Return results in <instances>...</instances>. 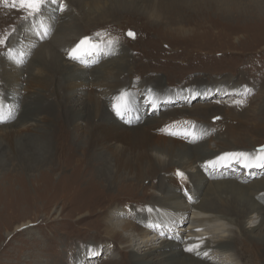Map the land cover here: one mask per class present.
Segmentation results:
<instances>
[{
    "label": "rangeland",
    "instance_id": "374dc122",
    "mask_svg": "<svg viewBox=\"0 0 264 264\" xmlns=\"http://www.w3.org/2000/svg\"><path fill=\"white\" fill-rule=\"evenodd\" d=\"M105 1L108 6L116 2ZM85 3L88 6L92 2L0 0L1 57L25 73L32 62L45 63L50 68L64 56L88 68L116 58L121 76L127 80L115 91V98L102 94L98 112H104L105 119H115L134 128L166 115L160 125L162 136L189 147L200 142L197 135L222 134L227 126H232L239 128L244 137L242 143L232 144L236 149L240 147L236 153L264 154V0H133L129 9L101 12L108 16L86 24L82 17ZM64 12L68 14L58 21ZM62 21L66 33L70 31L74 36L72 41L68 39L58 47L53 40ZM50 47L61 49L53 57L43 58L40 50ZM55 75L60 77V73ZM34 89L13 93L15 89H7L0 80V264H131L129 259L137 252L126 250L117 236L106 232L105 222L114 204L101 207L99 212L96 203L97 196L104 200L103 204L108 200L114 202L117 189L107 190L105 179L99 183L95 165L92 176L85 173L76 181L74 169L56 165L52 153L54 142L48 141L45 147V138L40 139L39 133L23 128V123L34 120L42 127L50 123L46 113L34 109L35 104L29 102L38 99ZM43 95L50 99L44 103L56 119L47 126L49 132H54L57 125L70 130L75 118L84 131L91 126L86 122L85 114L91 113L86 95L71 96L68 102L76 101L75 105H67L64 100L61 102L64 105L59 107L58 99L52 100L48 92ZM254 121L262 125L252 134L261 139L256 147L257 144H250L254 139L249 135ZM5 126L21 127L15 130L14 142L5 139L10 136L2 131ZM85 132L83 138L87 136ZM246 145L251 146L246 148ZM78 150L75 153L80 156L81 148ZM92 152L97 151L89 150ZM104 154L108 159L111 156ZM243 168L242 165L236 170L231 168L237 178L224 176L213 180V184H226L215 189L223 192L222 195L239 193L233 192L228 182L234 179L243 187L242 193L254 192L258 203L264 204V164L251 165L250 171L240 174ZM246 173L251 177L248 180L242 178ZM136 184L122 191L128 196L140 195L142 186ZM150 184L146 180L147 193L159 196L160 188ZM72 185L73 188L69 187ZM86 186L89 189L82 196L76 195V190ZM206 190L207 187L201 189L199 197ZM123 208L127 212L137 210L134 203ZM247 215L241 221L250 231L248 234L264 233V221L257 226L259 218L255 211ZM187 223V219H180L178 225ZM225 228L228 235L244 240L243 231L236 225L227 223ZM173 231L184 232L174 228ZM154 233L157 232L151 231L150 236ZM157 235L161 240V235ZM260 244L258 264H264V241ZM240 246L232 245L233 252L240 257L234 256L236 264H242L248 256L239 252ZM155 260L150 258L143 264H156Z\"/></svg>",
    "mask_w": 264,
    "mask_h": 264
},
{
    "label": "bare ground",
    "instance_id": "6f19581e",
    "mask_svg": "<svg viewBox=\"0 0 264 264\" xmlns=\"http://www.w3.org/2000/svg\"><path fill=\"white\" fill-rule=\"evenodd\" d=\"M124 1L116 0L110 6L105 0H91L92 3L88 6L85 3L84 7L81 6L85 11L82 16L85 19V24L108 16L100 14L101 12L109 14L110 11L129 9L133 0ZM83 3L82 1L81 4ZM111 6L116 9L110 8ZM61 14L57 18L58 21L68 13ZM10 23L6 25L7 29ZM65 28L63 21L58 24V33L56 32L54 35L56 38L53 40V43L58 47L59 44L67 43L68 39L73 40L74 35L70 34V31L67 34ZM57 34H59L58 37ZM59 49L61 48L50 47L46 50L42 49L40 52L43 54V58L49 59ZM67 59L65 56L60 57L58 63L53 64L50 68H47L45 63L32 62L29 70L25 73L15 63L5 62L4 57L0 55V80L7 89L14 88L13 93L35 87L34 93L38 94V99L37 101L30 99L29 102L35 104L34 109L46 113L45 116L50 122L47 126H51L56 119L52 116L50 108L44 103L50 100L43 95L45 92L54 98L52 100L58 99L57 107L63 106L64 102H61L64 100L67 105H75L76 101H73L74 104L68 102L71 96L75 98L77 95H82V97L86 95V100L88 99L91 108L89 109L91 113L85 114L86 122L91 124L90 129H85L87 131L86 138H83V133L86 132L76 122V118L72 120L75 123L70 130L57 125L53 128L54 132L51 133L47 126H39L35 120L23 123V128H26L25 130L28 132L39 133L40 139L44 140L45 138L47 141L44 142L45 147L49 143L48 141L52 140L54 142L52 153L56 165L64 169H74L73 176L76 181L80 180V177L85 173L92 176L95 165V177L99 183L105 179L108 181L107 190L112 187L117 189V193L114 195L116 202H110L106 198L107 204L106 202L103 204L104 200L97 196L96 203L100 207L99 212L101 207L114 204L106 219V225H104L107 226L106 232L112 237L117 236L126 250L137 252V255L130 257L131 264H143L150 258H155L156 264H236L233 244L241 245L239 250L241 254L248 253L247 259L245 258L242 264H258L257 247L264 241V233L249 235L250 231L245 229L241 220L248 216V212L255 211L259 218L257 225L259 226L264 221V204L258 203L255 197L256 193L252 192L250 195L242 193L243 187L234 179H230L228 182L233 186V192L238 191L239 193L230 192L224 195H222L223 192L215 188H221L222 184H226H218V182L213 184V180L218 181L217 178L224 176L235 178L231 168L235 167L236 170L238 165L244 167V171L240 173L243 174L245 171H250L251 165L264 164V154L245 151L243 153L247 155L239 158L238 163L235 162L236 158L217 160V157L225 153H236L240 147L236 149L232 144L244 141V137L238 131L239 128L232 126H227L222 134L212 135L211 133L204 137L197 135L196 140L198 139L200 142L189 147L186 143L162 136L163 127L160 125L166 115L161 116L159 120L153 118L144 122L142 126L134 128L117 123L115 119H105L107 115L104 112H98L101 111L102 96L108 95L115 98V91L127 80L125 76H121L123 74L117 59L112 57L109 60L107 58L109 61L102 63L101 66L94 65L92 68L84 66L82 62L79 64L75 60ZM57 73H60V77L59 75L55 77ZM25 74L26 78H24ZM146 102L144 100V104ZM37 119L39 120V118ZM102 120H106V122L104 123ZM95 121H98L96 125ZM251 124L253 129L249 134L250 137L262 126L259 121H254ZM29 125L33 128L28 129ZM19 128L5 126L2 131L10 134L5 139L8 138L14 142L15 130ZM208 136L210 137L207 138ZM252 139H254L252 142H256H251L252 146L261 141L255 136H252ZM250 146L246 145V148ZM256 146L258 144L254 147ZM79 148L82 151L80 156L75 153ZM94 148L97 152L89 153V150ZM227 150L233 151L225 152ZM104 152L109 153L111 159L110 157L108 159ZM208 161H213V164H209ZM245 164L247 166H244ZM59 167H51V169L59 170ZM242 178L248 180L251 177L246 173ZM146 180L151 181L150 186L156 185L160 188L159 196L154 192L147 193L145 190ZM193 180L196 182V187L192 186ZM136 183L142 186L141 194L125 195L122 188H134ZM69 187L73 188V185ZM205 187H207L206 192L199 197L198 192ZM80 189L83 190L81 193H79ZM80 189L76 190L75 187V193L82 196L89 187ZM196 195L198 199L194 200ZM129 203H134L137 206L136 212H127L123 208V205ZM180 219H187L188 223L179 226ZM227 223L234 224L239 227L240 232L243 231L242 233L245 235L243 241L238 240L234 235H228L225 228ZM173 228L184 232H174ZM153 230L157 233L150 236V232ZM158 233L161 235V240H158ZM209 236L210 238H208ZM187 249L192 250L188 251ZM152 254L154 256L149 257ZM236 257L240 258L239 254Z\"/></svg>",
    "mask_w": 264,
    "mask_h": 264
},
{
    "label": "snow or ice",
    "instance_id": "6c2138e0",
    "mask_svg": "<svg viewBox=\"0 0 264 264\" xmlns=\"http://www.w3.org/2000/svg\"><path fill=\"white\" fill-rule=\"evenodd\" d=\"M247 154L243 152L239 153H225L219 157H217V160L224 161L228 158H236L235 162H239V158L245 157ZM209 164H213V161H208ZM244 166H247L246 164ZM182 175V174H181ZM188 251H191L192 249H187Z\"/></svg>",
    "mask_w": 264,
    "mask_h": 264
},
{
    "label": "water",
    "instance_id": "95a60500",
    "mask_svg": "<svg viewBox=\"0 0 264 264\" xmlns=\"http://www.w3.org/2000/svg\"><path fill=\"white\" fill-rule=\"evenodd\" d=\"M129 32V31H128Z\"/></svg>",
    "mask_w": 264,
    "mask_h": 264
}]
</instances>
